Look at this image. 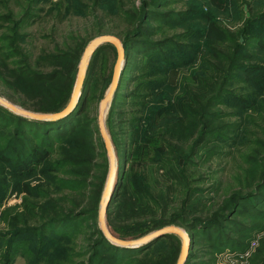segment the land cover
<instances>
[{
	"label": "trees",
	"instance_id": "obj_1",
	"mask_svg": "<svg viewBox=\"0 0 264 264\" xmlns=\"http://www.w3.org/2000/svg\"><path fill=\"white\" fill-rule=\"evenodd\" d=\"M4 1L0 0V8H4ZM24 1L25 5L21 7L22 9L18 14H14L11 9H8L7 13L0 12V24L10 23L17 36L27 22L34 21L38 17V11H43V8L35 10V7L41 5L45 0ZM254 1L256 0H253V6L250 4L251 12H247L243 8H236L233 17L242 25L233 31L216 24L211 18V12L201 10L197 12L196 19L200 21L196 23L198 26H190V21L194 18L189 16L188 12L176 13L174 16L178 22L174 24L187 29L180 40V43L182 42L180 49L185 53V56H179L176 62H172L161 57V54H156V58L154 56L150 58L147 55L146 61L137 67L136 98L140 109L139 117L143 118L138 122L141 135L140 130H137L133 132V138L136 139L137 136L141 138V151L147 148L146 152L154 154V157L150 159L140 155L143 160L150 161L146 178L150 174L153 181L151 188L146 185L142 177H139L138 181L134 183H130V180L129 183L122 182V180L120 183L116 181L117 190L114 196L120 198L117 205L118 209L115 213L110 212V206L114 202V196H112L105 214L107 226L115 237L137 238L153 229L173 222L170 217L164 220L155 219L156 204L159 193H161L163 201L161 207H168L166 199L177 193L176 188L179 189L182 182H178V178L173 176V179L171 178L173 182L168 184L167 181L170 178L164 177V184L159 187V178L166 175L163 174L165 168L169 167L172 162L174 164V161L179 157L187 154L183 145L191 135L196 134L194 139L196 142L204 138L206 140L210 137L219 138L217 136L221 134H225L224 139L230 136L239 137L237 147L241 143L240 139L242 141L244 138L246 124L255 123L258 118H260L258 123L260 131L264 133V55H262L264 54V12L261 13L258 9L259 6L260 9H264V0H260V4H256ZM50 2L52 3L48 10L49 13L56 9L57 16L60 17L67 14L90 16L92 15L91 12H88L91 10L90 5L101 9L102 15L93 25L96 34L104 32V29L101 28V19L103 18L108 17L109 20L124 21L127 28L119 30L115 34L123 37L124 43L129 41L128 44H125V60L130 61V57H127L128 49H130L128 45L134 43L138 46L155 47L165 51L171 50V45L168 42L155 43L146 38L154 30L151 29L154 27L147 26L146 21L148 19L158 20L166 26L173 23L170 19L166 20L168 14L165 13L169 10L166 12L159 10L161 7H168L169 0H140L139 5L135 3L136 0H92V2L91 0H59L58 2L51 0ZM207 3L217 11L224 14L228 12L227 0H207ZM246 5L248 6V4ZM4 14L8 16H4ZM161 27L158 26V28ZM155 30L157 29L155 28ZM107 32L113 33L114 31ZM92 36L94 35L92 34ZM83 47V43L77 42L76 46L69 50L58 49L55 53L41 50L36 58V65L48 67L49 69L45 71L42 68V71L31 69L26 63L11 62L9 64V62H1L0 69L4 71L0 73L1 78L4 81H9L18 95L16 99L7 95L5 97L25 109L35 112L60 110L68 102L76 66ZM107 47L113 46L103 44L91 56V63L88 64L83 82V94L86 91L90 70L92 71L94 68V66L92 68V62L95 56ZM254 51L263 53L260 55ZM125 75L124 68L121 70L112 99L113 108L114 103H116L114 97L119 88V83L123 81ZM233 81L244 84L242 87L239 86L240 93L230 92L228 89L229 83ZM60 82L64 89L56 90V86ZM226 95L229 97L226 98ZM24 96L28 98L27 102L22 99ZM82 97L83 95L79 97L77 105L68 115L54 121L29 119L0 106V184H2L0 192L11 188L13 191L29 195L30 190L32 192L34 188L38 187H31L30 184L31 179L35 177H42L50 184V180L56 182V172L62 171L60 169H64L66 166L84 165L87 161L91 163L90 160L96 157L106 158L95 120L90 124L88 120L85 119L84 122L79 118ZM229 103L237 108L238 112L235 113L240 119L232 124H228L222 119L225 117L224 112L216 109L218 106ZM228 125H231L234 135L230 131L224 133L219 131ZM3 135L5 138L1 140ZM234 138H230L228 141L232 143L231 147H234L236 142ZM57 144H61L58 146L59 157L51 159L50 156ZM98 149L102 151V154H97ZM61 153L64 154L63 157H60ZM192 153H194V146L189 155L191 156ZM94 167L97 172L93 176L95 182L91 184L90 188L94 201L87 208L78 210L79 215L96 211L94 205L101 195L107 165L105 162L104 164L97 163L94 164ZM121 167L122 164L118 163V168ZM177 167L182 168L179 165ZM69 173L74 174L76 172L71 171L65 174L69 175ZM180 177L183 180V176L180 175ZM59 183L70 190L79 191L81 189L73 186L74 183L69 179L60 178ZM256 189L255 192L231 200V207L225 216L220 214L213 218L208 217L204 219L205 222L194 218L186 226L189 229H199L202 232H209L208 230L211 228L223 232L222 221L231 220L228 216L237 213L235 208L239 206V201L258 199L259 188ZM25 198V202L19 206V208L21 207L18 208L19 210L16 207H9L1 211L2 217L10 218V222L19 228L12 234L0 232V247L4 248V261L0 263L10 264L12 255L19 251V245L22 242L26 243L24 239L16 235L17 232L34 231L35 234L38 232L39 243L36 244V252L29 264H74L71 254H59L54 249V245H51L50 241H46L45 235L48 234V231L52 232L57 225L64 227L69 221L76 220L77 212L72 214L71 208L66 209V206H62L57 218L49 217V219H43L40 225L25 226L28 224L24 223V218L34 216L36 210V203L26 202ZM187 200L185 205H188ZM82 210L84 212H81ZM42 213L45 216L51 215L47 209H43ZM110 214L112 216H109ZM124 221L126 223L130 221L125 228L114 225V223ZM14 225L11 229L16 228ZM96 233L98 237L89 248L88 260H77L76 264H122L121 259H127L123 264H131L130 260L141 254L147 247V245L135 248L119 247L110 243L99 233V230ZM164 236L170 241L179 242L178 237L174 234ZM211 237L208 235V238L205 239L210 243H218L220 246L233 242L225 234V240ZM217 238L219 239L218 242L216 241ZM68 239L67 236L61 238L63 241H68ZM241 246L239 248L244 249V246ZM105 251L111 252L112 255L103 256L100 260L101 252L106 253ZM258 251L256 259L264 264V250L260 248ZM177 253L178 251H176L174 258L179 254ZM190 254L189 251L184 264L188 263ZM174 258L172 257L171 260ZM157 264L162 263L157 262Z\"/></svg>",
	"mask_w": 264,
	"mask_h": 264
},
{
	"label": "rangeland",
	"instance_id": "obj_2",
	"mask_svg": "<svg viewBox=\"0 0 264 264\" xmlns=\"http://www.w3.org/2000/svg\"><path fill=\"white\" fill-rule=\"evenodd\" d=\"M46 1L47 0L43 1L41 5L35 7V10L43 8V11H38V17L34 21L27 22L18 36L16 35L15 30H12V25L10 23L0 24V48L2 49H0V63H26L31 69L36 71H42L44 69L45 71L49 68L38 67L36 65V58L41 50H45L49 53H55L58 49L69 50L74 48L77 42L83 43L84 50L85 46L92 38L102 34L117 36L121 40L125 54V44H128L129 41L124 43L125 40H123V37L115 34L119 30L127 28V24L124 21L118 19L109 20L108 17L103 18L101 19V28L104 29V32L96 34L93 25L94 22L101 17V9H97L95 6L90 5L91 10L88 11L92 14L90 16H75L67 14L60 17L57 16L56 9H54L52 13H49L48 10L51 8L52 2H50L51 0L49 2ZM52 1L58 2L59 0ZM4 2V8H0L1 13H7V10L11 9L14 11V14H18L22 9L21 7L25 5L24 0H5ZM135 3L139 5L140 0H136ZM254 3L260 4V0H256ZM246 4H248V6ZM250 4L253 6V0H227L228 12L227 14H224L211 8L208 5L207 0H191L189 2H186L185 0H169V4L167 3L168 7H161L159 10L161 12L169 10L165 13L168 14L166 20L170 19L173 23L166 26L158 20L148 19L146 21L147 26L154 27L151 28L154 30L150 35H147L146 38L155 43L168 42V44L170 43L171 45V50L165 51L155 47L149 48L138 46L135 43L128 45L130 49H128L127 57H130V61L128 59H126L128 60L126 61L124 56V62L122 64V69L125 68L126 77H124L123 81L119 83V88L114 97V102H116L114 103V108L112 107L113 100H111L106 108L104 117V125L107 134L109 135L116 161V172L110 200L117 190L116 181L120 183L122 180V182L129 183L130 180V183H134L138 181L139 177H142L149 188L152 186L153 179L150 174L149 177L146 178V172L147 169L149 171L150 161L147 162L146 160H143L140 155L142 154L144 158L150 159L151 157H154V154L146 152L147 148H145L144 151H141V138L138 136L136 139L133 138V132L140 130L138 122L143 118L139 117L140 109L136 98V78L138 76L137 67L146 61L145 58L147 55L150 58H153L152 56L156 58V54H161V57L167 58L172 62H176V59L179 56H185V53L180 49L182 43H180V40L187 29L174 24L178 22L174 15L181 11L188 12L189 16L194 18L190 21V26H198L196 23L200 21L196 19L197 12L200 10L203 12H211V18L216 24L233 31L242 25L240 21L233 17L235 16L234 11L236 8H243V10L251 12ZM258 9L261 13L264 12V9H260V6ZM5 15L7 14H4V16ZM201 24L203 23L201 22ZM158 26L162 27L158 28ZM155 28L157 30H155ZM106 31L114 32L106 33ZM92 34L94 36H92ZM75 36L79 37L75 38ZM254 52H258L260 55L263 53L261 51ZM115 59L116 51L114 47L102 49L92 62V68L93 66L94 68L92 71L90 70L91 73L86 83L85 93L83 94L81 90L80 96L83 95V97L81 99L79 118L84 122L85 119L88 120L90 124L95 120L97 128L99 103L110 84ZM1 72L4 71L0 69V73ZM75 77L71 85L70 95L72 93ZM243 85V83L233 81L232 83H229L228 89L230 92L240 93L241 91H239V88ZM63 89V84L60 82L56 86V90ZM15 90L16 89H14L9 81H4L0 76V97L19 108L25 109L21 105L16 104L5 97V95H7L15 99L18 98ZM228 97L229 95H226V98ZM22 99L26 102L28 101L26 96L22 97ZM0 106L8 109L4 105L0 104ZM216 109L225 113V117L222 119L228 124L236 123L240 120L236 116V113L238 112L237 108L234 107L232 103L218 106ZM8 110L11 111L10 109ZM259 122L260 118L256 119L255 123L246 124L244 128V131L246 129V132H244V138H242L243 142L240 139L241 143L237 147L236 144L239 137L234 138V136H230L227 139H224L225 134H221L217 136L219 138L210 137L207 138L208 140L204 138L196 142V140H194L196 134L194 133L183 145V148L187 150V154L175 160L174 164L172 162L170 166L164 170L163 174L166 175H163V178H159V187L163 186L164 177L170 178L167 181L168 184L173 182V180H171V178L173 179V176L178 178V182H182L179 185V189L178 187L176 188L177 193L170 195L166 199V201H168V207H161L163 201L161 199V193H159L156 204L155 219L164 220L170 217V220H173V222L163 226L174 225L181 228L187 234L190 240L189 251L191 252L187 264H261V262L256 259L257 254L259 253L258 250L260 248L264 250V244L262 245V243H264V143L261 142H264V133H261L260 131ZM219 131L223 133L230 131L232 132L231 134L234 135V130L231 129V125L226 126L225 129H219ZM4 138L5 135L2 136L1 140H4ZM230 138L236 139L234 147H231L232 143L228 142ZM101 142L103 144L105 159L104 157L103 159L96 157L90 160L91 163L87 161L84 165L66 166L64 169H60L62 171L56 172V182L50 180V184L42 177H35L31 179L30 184L31 187H38L34 188L32 192L30 190L29 195H25V193L15 190L13 191L11 188L4 192H0V232L12 234L19 228L10 222V218L2 217L1 211L9 207H16L18 209L19 206L25 202V197L26 202L30 201L31 203H36L34 216H26L24 218V223L28 224L25 226H31V224H36L35 226H37L40 225L45 218H57L58 212L62 209V206H66V209H72V214L77 212L75 215L76 220L73 219V221H69L64 227H61L62 225H57L53 228L52 232L48 231V234L46 233V235L44 233L46 241H50L51 245H54V249L59 254H71V259L75 262L74 264L77 263V260H88L90 255V253L88 254V252H90L89 248L94 244V241L98 237L96 233L97 230H99V233L104 236L99 222V208L108 173V156L102 138ZM60 145L61 144H57L55 146V150L50 156L51 159L59 157L58 146ZM193 146L194 153L190 156L189 153ZM97 152V154H102L100 149H98ZM63 156L64 154L61 153L60 157ZM104 162L107 165L106 175L101 195L98 202L94 205L96 211L94 213H84L79 215L78 212L80 209L87 208V206L94 201L90 191L91 184L95 182L93 176L97 172L94 164H104ZM118 163L122 164L121 168H118ZM178 165L182 168L179 169L177 167ZM71 171L76 173H69V175L65 174L66 172ZM120 171L121 173L119 174ZM180 175L183 176V180ZM60 178L71 180L74 183L72 184L73 186H77L81 189L78 191L65 188L59 183ZM8 180L10 184H12L10 179ZM260 185L262 186L260 187ZM1 187L2 184H0V189ZM256 188H259L258 199L239 201V206L235 208L237 213L231 216L227 215L231 220L222 221L223 229L225 231L223 230V232H221V230L211 228L208 230L209 232H202L199 229H189L186 226V224L194 218L205 222L204 219L208 217L213 218L220 214L225 216L231 207V200H236L239 196L255 192L257 190ZM113 198L114 202L110 206V212L115 213L117 212V205L120 202V198L118 196L116 198L114 196ZM186 200L188 205H185ZM157 206H160L161 208ZM43 209H47L48 212H51V215L45 216L42 213ZM81 212H84V210ZM109 216L112 215L110 214ZM125 221L114 223V225L119 228H125L126 224L130 223V221L128 223ZM12 225L16 228L11 229ZM107 229L109 230L108 226ZM32 232L19 231L16 233V235L24 239L26 243L24 244L22 242V244L19 245V251L12 255L10 264H29V261L36 252V244L39 243L37 238L38 232L36 234L34 231ZM224 234L233 242L220 246L218 243H210L205 239L210 235L212 236L211 238L218 237L225 240ZM64 236L69 238L68 241L61 240ZM218 238L216 240L217 242L219 240ZM178 240L179 242H173L165 238V236H161L146 244L147 247L144 248L143 252L134 256L130 262L131 264H157V262H161L162 264H175L181 246V240L179 237ZM237 243L240 246H244V249L239 248L240 246ZM0 248V262L2 263L4 261V248ZM176 251H178V255L174 258ZM105 252L106 253L101 252L100 260L103 256L107 257L112 255L111 252ZM172 257L174 258L173 260H171ZM124 261L126 262L127 259H121L122 264Z\"/></svg>",
	"mask_w": 264,
	"mask_h": 264
},
{
	"label": "water",
	"instance_id": "obj_3",
	"mask_svg": "<svg viewBox=\"0 0 264 264\" xmlns=\"http://www.w3.org/2000/svg\"><path fill=\"white\" fill-rule=\"evenodd\" d=\"M103 44H110L115 48L116 51V59L113 66L112 76L110 80V84L108 86V89L101 99L99 103V110H98V116H97V122H98V129L100 136L103 140L104 147L108 156V173L105 181V185L103 188L102 193V199L100 203L99 208V222L101 229L103 231L104 237L112 244L119 246V247H125V248H135L140 247L143 245H146L153 240L167 235V234H174L178 236L181 240V246H180V253L178 255V258L175 262V264H184L185 260L187 259L188 252H189V244L190 240L187 234L179 227L174 225H167L160 227L158 229H155L151 232H148L138 238L135 239H121L113 236L109 230L107 229L106 223H105V212L107 205L110 200V194L113 187V181L115 177L116 172V161H115V155L113 151V147L110 142L109 135L107 134L105 125H104V117H105V111L107 106L110 104L114 92L117 88L119 77L122 70V64L124 62V48L121 43V40L111 34H102L98 35L94 38H92L87 45L85 46L81 57L78 62L77 71H76V77L72 89V93L70 95V98L68 102L65 104L63 108H61L58 111L50 112V113H42V112H33L29 110H25L22 108H19L12 103L8 102L7 100L0 97V104L4 105L11 111L18 113L19 115L33 119V120H39V121H54L58 120L60 118L65 117L68 115L77 105L81 90L83 87V82L85 80V75L88 67L89 60L95 50L99 48Z\"/></svg>",
	"mask_w": 264,
	"mask_h": 264
}]
</instances>
